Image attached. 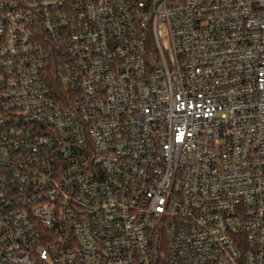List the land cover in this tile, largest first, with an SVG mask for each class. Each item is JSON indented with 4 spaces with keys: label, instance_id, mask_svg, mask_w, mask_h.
Instances as JSON below:
<instances>
[{
    "label": "built area",
    "instance_id": "obj_1",
    "mask_svg": "<svg viewBox=\"0 0 264 264\" xmlns=\"http://www.w3.org/2000/svg\"><path fill=\"white\" fill-rule=\"evenodd\" d=\"M0 264H264V0H0Z\"/></svg>",
    "mask_w": 264,
    "mask_h": 264
}]
</instances>
